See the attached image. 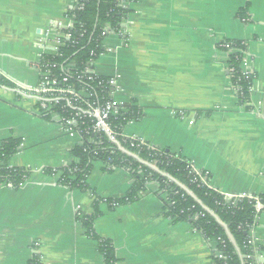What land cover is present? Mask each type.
<instances>
[{
    "label": "crops",
    "instance_id": "obj_1",
    "mask_svg": "<svg viewBox=\"0 0 264 264\" xmlns=\"http://www.w3.org/2000/svg\"><path fill=\"white\" fill-rule=\"evenodd\" d=\"M72 0H0V74L33 86L40 50L36 39L49 22L64 19ZM123 36L110 33L92 69L115 81L113 99L139 119L125 137L180 154L227 195L264 193V0H129ZM247 45L254 73L251 102H239L227 71L224 41ZM19 139L9 167L30 176L0 185V264H104L98 243L80 218L92 214L94 197L58 182L60 168L76 161L78 133L35 115L29 99L0 85V146ZM103 199L123 197L133 183L122 168L94 162L86 180ZM138 200L99 205L95 232L111 241L121 264H213L215 242L186 221L167 215L166 201L150 183ZM252 233L264 264V213Z\"/></svg>",
    "mask_w": 264,
    "mask_h": 264
},
{
    "label": "trees",
    "instance_id": "obj_2",
    "mask_svg": "<svg viewBox=\"0 0 264 264\" xmlns=\"http://www.w3.org/2000/svg\"><path fill=\"white\" fill-rule=\"evenodd\" d=\"M128 12V6L123 5L121 0H86L83 9L74 12L77 25L70 31L72 38L65 40V47L59 50V55L45 56L46 62L54 65L51 72L58 76L59 80L68 70L70 77L67 78V83L75 90L82 86L77 76L82 77L85 82L84 87L92 94V98L88 100L90 103L91 101L102 103L104 99H110L111 90L106 84L100 87L97 85L100 80L106 81L108 77L97 76L94 81L89 82L86 81V77L90 74L85 70L90 69L103 52L102 30L107 26L114 32L123 31V23ZM83 30L85 33L79 36ZM75 42L77 43L74 44ZM222 44H228L235 52L230 53ZM220 48L229 52L226 62L227 71L231 86L238 89L239 102L250 103L254 76L244 75L240 67L243 54L247 52L246 43L238 40L224 41ZM69 64L72 67H68ZM0 85L14 87V84L1 74ZM56 111L69 118L75 115L72 109L63 107V103L56 106ZM137 111L138 109L131 107L126 112L119 111L116 115L109 116L107 122L109 128L117 134V142L112 141L104 130L94 131V118L85 114L78 119V123L72 125L81 136V143L71 149V155L76 161L60 168L44 169L47 175L59 174L60 184L70 189L77 188L89 192L94 197L92 214L80 218V223L85 234L97 241L98 251L104 264L121 263L111 241L100 237L94 230V222L101 215L99 205L106 203L113 208L132 203L149 191L150 183L158 184L156 193L159 197L165 193L162 199L166 201L167 215L174 222L186 221L207 241L215 242L213 264H258L252 259L254 251L249 240L257 218L264 213V193L251 195L263 205L260 212L256 211L253 198L238 199L233 204V199H228L205 187L200 178L190 170L191 162L180 154L142 145L137 140L124 137L123 128L129 122L139 119ZM19 146L20 140L14 138L6 139L1 144L0 184L11 183L13 186H18L30 176L29 170L8 166V160L17 152ZM97 161L103 163L107 171L122 168L131 173L133 183L123 197L103 199L89 188L86 182L87 176L93 163ZM222 224L233 237L234 243L229 240ZM218 254L221 256L219 257ZM247 256L249 257L246 258ZM27 264H42V262L39 255L35 254Z\"/></svg>",
    "mask_w": 264,
    "mask_h": 264
},
{
    "label": "built area",
    "instance_id": "obj_3",
    "mask_svg": "<svg viewBox=\"0 0 264 264\" xmlns=\"http://www.w3.org/2000/svg\"><path fill=\"white\" fill-rule=\"evenodd\" d=\"M86 0H72V7L66 13L64 19L55 20L48 23L45 27L43 33L39 35L36 39V45L40 50V54L35 61L34 68L38 75V81L33 86L22 85L21 83H17L15 81H10L14 84V87L11 89L17 93L19 97L29 99L31 103V109L35 115H38L42 118H48L53 122H56L60 125V127L67 133H77L72 125L78 123V119L85 116V114L94 118L95 122L93 125L94 131L104 130L109 138L117 142L116 135L108 125V118L111 115H116L119 111L126 112L125 108L120 106L113 99V92L115 88V81L113 78L108 77L106 81L100 80L98 82V86H102V84H106L110 88L109 97L110 99L103 100L102 103H96V101H88L91 99V92L85 88V82L83 81L81 76H77L78 81L82 84L81 88L75 90L72 85L67 83V78L70 77V73L68 70L65 71V76L59 80V77L51 72V69L54 65L46 62L45 56H57L59 55V50L62 47H65V40L72 38L71 30L74 26L77 25V21L74 18L75 11H81L84 7V2ZM123 5L128 6V2L121 0ZM124 31V30H123ZM123 31H112L109 27H105L101 36L103 37L102 44L106 36L110 33H115L117 35L123 36ZM85 33V30L79 33V36H82ZM75 42L74 44H76ZM224 47H227L229 52H235L233 48H230L228 44H222ZM226 52V51H225ZM229 52H226L229 54ZM246 53L243 54L241 60V71L244 75L254 76L253 71L246 67ZM93 65V64H92ZM68 67H72V65H68ZM86 73L90 74L87 76L86 81H94L98 74H96L92 67L90 69L85 70ZM233 88L235 95L237 96L238 89ZM252 89V87H251ZM238 98V97H237ZM60 103H63V107H69L75 112V115L72 117H66L65 115H61L56 111V106ZM79 134V133H78ZM80 135V134H79ZM123 135V134H122ZM124 136V135H123ZM125 137V136H124ZM129 139L137 140L139 144L147 145L144 140L128 137ZM121 148V147H120ZM122 149V148H121ZM149 165V164H148ZM154 168L152 165H149ZM190 170L195 173L199 178L201 183L207 187L208 189L224 195L228 199H233V204L236 203L238 199L249 198L255 200V209L257 212H260L263 209V205L261 202L251 196V195H227L221 193L218 189L212 186L207 179V174L203 175V171L197 169L192 164L190 165ZM206 175V176H205ZM171 179V178H170ZM157 184V183H156ZM0 185H12L11 183H1ZM158 185V184H157ZM165 194V193H163ZM249 243L253 247V255L252 259H254L258 264L261 262V254L262 250L259 247V241L255 237L253 233H251ZM220 257L221 255L218 254ZM247 256L246 258H248Z\"/></svg>",
    "mask_w": 264,
    "mask_h": 264
},
{
    "label": "water",
    "instance_id": "obj_4",
    "mask_svg": "<svg viewBox=\"0 0 264 264\" xmlns=\"http://www.w3.org/2000/svg\"><path fill=\"white\" fill-rule=\"evenodd\" d=\"M12 90V89H11ZM167 151V150H166ZM154 169V168H153ZM171 180H173L172 178H171ZM174 182H175V180H173ZM187 191V190H186ZM188 192V191H187ZM188 193H190V192H188ZM191 194V193H190ZM216 218V217H215ZM217 219V218H216ZM217 221L220 223V221L217 219ZM223 225V224H222ZM224 226V225H223ZM225 227V226H224ZM225 230H226V234H227V236H228V238H229V240L231 241V242H233L234 243V239H233V237L231 236V234L229 233V231L227 230V228L225 227Z\"/></svg>",
    "mask_w": 264,
    "mask_h": 264
}]
</instances>
